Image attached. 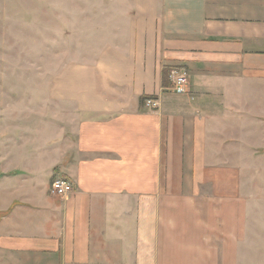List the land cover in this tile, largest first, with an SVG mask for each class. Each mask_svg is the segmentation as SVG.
Returning a JSON list of instances; mask_svg holds the SVG:
<instances>
[{
    "label": "crops",
    "instance_id": "0c3cea01",
    "mask_svg": "<svg viewBox=\"0 0 264 264\" xmlns=\"http://www.w3.org/2000/svg\"><path fill=\"white\" fill-rule=\"evenodd\" d=\"M103 37L0 162V264H264V0H154Z\"/></svg>",
    "mask_w": 264,
    "mask_h": 264
},
{
    "label": "rangeland",
    "instance_id": "374dc122",
    "mask_svg": "<svg viewBox=\"0 0 264 264\" xmlns=\"http://www.w3.org/2000/svg\"><path fill=\"white\" fill-rule=\"evenodd\" d=\"M153 1L0 0L1 163L10 158L13 141L24 147L41 139L42 102L55 95L58 72L87 60L90 39L102 43L104 30ZM255 160L250 171L264 174V147ZM5 165L0 172L8 171Z\"/></svg>",
    "mask_w": 264,
    "mask_h": 264
},
{
    "label": "built area",
    "instance_id": "2783aa9c",
    "mask_svg": "<svg viewBox=\"0 0 264 264\" xmlns=\"http://www.w3.org/2000/svg\"><path fill=\"white\" fill-rule=\"evenodd\" d=\"M170 89L175 94H182L186 90L188 83L187 76L184 72L173 69L169 74ZM146 108H154L156 103L154 100L148 98L144 101ZM72 191V186L66 179H57L51 184V193L57 196H65Z\"/></svg>",
    "mask_w": 264,
    "mask_h": 264
},
{
    "label": "trees",
    "instance_id": "16d2710c",
    "mask_svg": "<svg viewBox=\"0 0 264 264\" xmlns=\"http://www.w3.org/2000/svg\"><path fill=\"white\" fill-rule=\"evenodd\" d=\"M169 74H170V70L169 69H165L162 72V85L167 87L169 85ZM148 98L151 97H143L140 99V106H144V101Z\"/></svg>",
    "mask_w": 264,
    "mask_h": 264
}]
</instances>
